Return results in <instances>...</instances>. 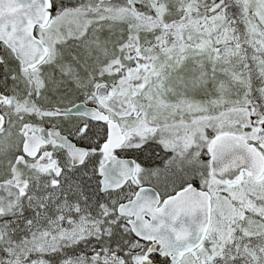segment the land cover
I'll return each mask as SVG.
<instances>
[{
  "label": "snow or ice",
  "instance_id": "snow-or-ice-1",
  "mask_svg": "<svg viewBox=\"0 0 264 264\" xmlns=\"http://www.w3.org/2000/svg\"><path fill=\"white\" fill-rule=\"evenodd\" d=\"M0 264H264V0H0Z\"/></svg>",
  "mask_w": 264,
  "mask_h": 264
}]
</instances>
